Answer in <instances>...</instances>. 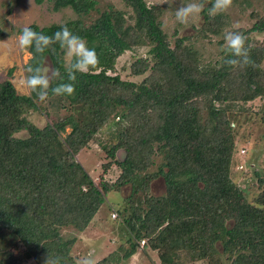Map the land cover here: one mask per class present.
<instances>
[{
  "label": "trees",
  "instance_id": "obj_1",
  "mask_svg": "<svg viewBox=\"0 0 264 264\" xmlns=\"http://www.w3.org/2000/svg\"><path fill=\"white\" fill-rule=\"evenodd\" d=\"M122 1L132 12L113 5L101 11L97 0H55V10L70 7L79 17L28 26L53 35L67 25L99 56L89 74L77 73L74 95L49 93L46 102L56 103L63 114L45 112L50 120L36 125L29 115L43 111L39 102L44 101L35 93L20 94L9 79L0 81V264H23L12 250L17 242L25 247L29 264H45L49 255L61 258V264H77L74 249L79 239L65 238L61 230L71 226L84 232L107 195L154 165L158 152L166 160L159 171L165 194H150L146 181L144 199L121 214L130 248L123 242L96 264H119L149 248L158 251L161 264L208 259L210 264H264V177L259 178L254 201L231 178L233 123L251 112L254 101L264 102V40L254 37L264 34V14L252 11L251 27L233 29L247 37L254 63L232 69L224 63L225 51L204 62L199 49L187 43L188 37L172 44L162 28V6ZM209 8L204 7L203 24L197 28L203 37L221 35L230 23L226 14L209 16ZM96 9L99 16L87 24L86 17ZM14 29L5 20L0 39ZM138 46L149 47L146 56L130 66L142 81L111 74L117 59ZM27 50L32 55L28 66L47 67L49 59L51 69L59 71L63 79L53 80L51 87L68 82L59 43L43 53ZM12 72L13 68L9 75ZM255 112L264 122V103ZM111 120L120 132L118 142L107 149L104 171L114 164L122 172L116 181L102 178L96 183L72 146L101 142L100 132ZM67 127L71 130L64 135ZM23 132L27 135H19ZM120 149L124 160L117 154Z\"/></svg>",
  "mask_w": 264,
  "mask_h": 264
},
{
  "label": "rangeland",
  "instance_id": "obj_2",
  "mask_svg": "<svg viewBox=\"0 0 264 264\" xmlns=\"http://www.w3.org/2000/svg\"><path fill=\"white\" fill-rule=\"evenodd\" d=\"M97 9L103 11L113 5L116 9L132 12L122 0H97ZM210 1L213 0H146L151 5H160L163 8L161 16L162 28L169 35L172 44L178 37H188L187 43L194 45L201 52L204 62L213 61L220 58L224 51V32L243 27H251L254 19L252 11H259L264 14V0H249L244 5H239L233 0V5L226 13L230 23L224 28L221 35L210 34L203 37L197 34V28L203 24L202 12L185 24H180L175 19V12L181 4L202 3L204 7H211ZM55 0H0V25L7 20L15 29L12 35L0 39V81L6 79L11 80L20 94L30 95V91L24 86L23 81L28 75L26 69L32 57L27 49H21L18 45L19 29L28 27L31 24L39 26H47L53 23H64L70 19L79 17L70 7H64L59 10L54 9ZM92 10L91 14L86 17L89 24L99 16L98 10ZM254 37L264 40V34L254 33ZM149 47L138 46L130 51L125 52L117 59L115 71L111 74H119L124 80H133L140 83L143 76L133 75L130 66L139 57H144L148 53ZM65 58V55H64ZM46 66L51 69V62L46 59ZM13 68V72L9 75V70ZM45 102V103H44ZM39 102L44 108L43 111L30 113L29 119L36 125L42 127L50 119L46 116L49 113L52 116L63 114L64 109L56 106V103ZM54 102V101H53ZM263 100L254 101L253 109L250 113L244 114L238 122L235 121V162L231 170V178L235 184L243 189L249 201H254L259 189V178L264 177V122L261 119V113H256ZM43 104V105H42ZM58 109V110H57ZM43 112V113H42ZM117 120V118H116ZM114 120L109 121L100 132L99 141H91L85 147L73 145V152L76 154L77 160L90 173L93 180L98 183L102 178L109 181H116L122 172L119 165L110 167L104 171V164L109 159L107 157V149L118 142L119 129ZM70 127H67L64 135L69 133ZM19 135H27L25 132ZM158 152L154 155V165L149 167L143 173H135L127 183L121 184L115 190L111 191L104 204L99 211L95 213L94 218L89 227L84 231H77L74 227L68 226L61 230L65 238L73 236L78 237L74 254L78 255L77 260L93 254L95 261L100 260L105 255L114 250H119L121 244H125V248H130V233H128L125 225V218L121 215L127 207L135 206L144 199L146 181L149 187V193L159 196L166 192L165 181L160 174L165 157ZM121 160L126 158L123 149L117 152ZM256 172V173H255ZM257 173H259L257 175ZM131 184L134 189H132ZM113 212L117 213V217H113ZM124 218V219H123ZM143 244V242H142ZM15 257L23 264H29L27 260L28 254L21 242H17L12 246ZM121 254L123 252L121 251ZM159 253L156 250L140 249L130 258L122 259L119 264H161ZM187 264H210V260H202L195 263ZM226 264H229L226 261Z\"/></svg>",
  "mask_w": 264,
  "mask_h": 264
},
{
  "label": "clouds",
  "instance_id": "obj_3",
  "mask_svg": "<svg viewBox=\"0 0 264 264\" xmlns=\"http://www.w3.org/2000/svg\"><path fill=\"white\" fill-rule=\"evenodd\" d=\"M232 5L233 0H213L211 7L208 9V15L215 17L216 15L226 14ZM203 9L204 5L202 3H182L176 9L175 19L180 24L187 25ZM223 39L224 51L228 54L224 61L226 65L235 69L254 63L250 57L247 37L243 32L239 30L225 31ZM56 43H59L65 54L64 68L68 82H62L55 87H51L53 80L63 79L59 71L39 65H29L26 69L28 75L24 79L23 84L31 93L36 94V98L39 101H46L50 92L57 96L74 95L77 73L89 74L99 63V56L95 48H90L87 41L80 35L73 33L67 25H62L60 30L53 35H47L42 31L37 32L31 27H24L18 36V45L21 49H34L36 53H43ZM45 264H61V258H54L49 255ZM77 264H96V261L93 258V254L89 253L78 260Z\"/></svg>",
  "mask_w": 264,
  "mask_h": 264
},
{
  "label": "built area",
  "instance_id": "obj_4",
  "mask_svg": "<svg viewBox=\"0 0 264 264\" xmlns=\"http://www.w3.org/2000/svg\"><path fill=\"white\" fill-rule=\"evenodd\" d=\"M116 216H117V213H116V212H114V213H113V217H116Z\"/></svg>",
  "mask_w": 264,
  "mask_h": 264
}]
</instances>
